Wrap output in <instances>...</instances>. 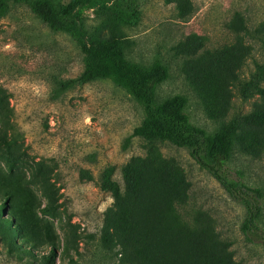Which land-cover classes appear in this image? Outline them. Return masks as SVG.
Listing matches in <instances>:
<instances>
[{
  "label": "rangeland",
  "instance_id": "rangeland-1",
  "mask_svg": "<svg viewBox=\"0 0 264 264\" xmlns=\"http://www.w3.org/2000/svg\"><path fill=\"white\" fill-rule=\"evenodd\" d=\"M80 12L86 44L113 41L130 62L166 65L157 101L184 95L208 133L264 109V97L239 92L264 45L237 15L254 29L264 0H93ZM84 67L77 44L25 5L0 19V264H264V127H241L254 153L237 147L227 164L259 192H247L259 210L243 231L245 191L229 195L187 150L135 139L122 151L143 120L123 90L93 81L59 93L56 82ZM106 166L110 191L99 184Z\"/></svg>",
  "mask_w": 264,
  "mask_h": 264
},
{
  "label": "trees",
  "instance_id": "trees-1",
  "mask_svg": "<svg viewBox=\"0 0 264 264\" xmlns=\"http://www.w3.org/2000/svg\"><path fill=\"white\" fill-rule=\"evenodd\" d=\"M92 1L0 0V19L5 18L15 5H25L49 30L69 36L79 47L85 67L77 76L57 81L59 93L63 94L93 81H109L123 90L141 107L143 120L125 136L122 151H127L135 139L159 140L187 150L192 160L206 170L229 195L245 191H241L245 198L240 201L246 209L242 230L250 231L255 227L259 201L256 199L254 204L251 203V199H246L247 192H252L256 197H259V192L230 179L227 164L237 147L241 153H254L251 146L242 147L239 143L238 131L241 127H264V109L234 116L213 133L194 125L186 113L188 99L184 95L176 94L161 101L156 99L158 86L169 77L166 65L155 61L150 68H145L130 62L113 41L98 42L91 39L89 44L84 42V22L80 11L84 7L90 8ZM237 15L240 31L264 45V21L254 29H249L242 16ZM263 83L264 61L256 64L250 79L240 85L242 99L246 100L253 95L264 97ZM112 172L111 166H106L100 172L99 184L102 191L113 189ZM114 192L117 190L114 189ZM262 242L264 245V239Z\"/></svg>",
  "mask_w": 264,
  "mask_h": 264
}]
</instances>
